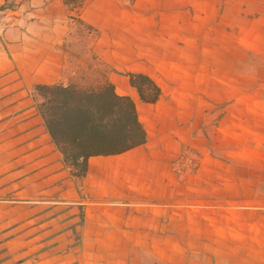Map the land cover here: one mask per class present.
Instances as JSON below:
<instances>
[{
  "label": "crops",
  "instance_id": "0c3cea01",
  "mask_svg": "<svg viewBox=\"0 0 264 264\" xmlns=\"http://www.w3.org/2000/svg\"><path fill=\"white\" fill-rule=\"evenodd\" d=\"M55 84L112 85L145 143L74 177ZM0 264H264V0H0Z\"/></svg>",
  "mask_w": 264,
  "mask_h": 264
},
{
  "label": "trees",
  "instance_id": "16d2710c",
  "mask_svg": "<svg viewBox=\"0 0 264 264\" xmlns=\"http://www.w3.org/2000/svg\"><path fill=\"white\" fill-rule=\"evenodd\" d=\"M129 83L142 103L154 104L159 87L147 76L129 74ZM39 111L62 162L76 178L87 172L88 160L119 155L146 141L130 98L119 96L110 84L36 86Z\"/></svg>",
  "mask_w": 264,
  "mask_h": 264
}]
</instances>
